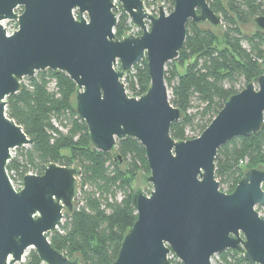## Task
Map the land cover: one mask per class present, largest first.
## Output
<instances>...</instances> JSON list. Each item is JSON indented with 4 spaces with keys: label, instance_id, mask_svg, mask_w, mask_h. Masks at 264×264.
I'll use <instances>...</instances> for the list:
<instances>
[{
    "label": "water",
    "instance_id": "water-1",
    "mask_svg": "<svg viewBox=\"0 0 264 264\" xmlns=\"http://www.w3.org/2000/svg\"><path fill=\"white\" fill-rule=\"evenodd\" d=\"M115 3L139 35L115 37ZM6 20L17 23L9 36L1 24ZM189 21L221 25L206 0H173L172 11L158 5L157 16L146 12L143 0H0V264L21 262L27 250L42 264H80L47 237L74 209L79 169L48 164L41 175L23 176L18 192L6 171L11 152L33 144L7 117L6 98L21 90L24 78L46 70L75 84L74 111L93 149L119 162L117 141L136 140L144 149L149 174L140 175L132 193L136 220L112 264H170V255L181 264H211L226 251L264 264V219L256 210L264 207V168L247 170L225 194L214 163L221 146L253 136L263 124L264 59L263 73L230 96L197 138L172 139L170 126L182 115L169 102L164 74L183 48ZM252 24L264 32V16ZM144 60L148 89L129 97L122 80ZM146 183L148 195L141 191Z\"/></svg>",
    "mask_w": 264,
    "mask_h": 264
},
{
    "label": "trees",
    "instance_id": "trees-1",
    "mask_svg": "<svg viewBox=\"0 0 264 264\" xmlns=\"http://www.w3.org/2000/svg\"><path fill=\"white\" fill-rule=\"evenodd\" d=\"M206 2L221 18V40L208 26L189 21L182 50L166 64L164 80L169 102L182 115L170 126V136L176 141L197 138L230 96L263 73L260 61L264 59V32L245 36L240 26L264 16V5L256 0ZM165 4L164 10L170 13L173 0H165ZM75 16L79 18L77 12ZM131 29L132 24L118 5L115 37L121 39ZM116 69H120L119 64ZM26 81L18 93L6 98V115L33 139V144L14 150L7 174L21 179L28 172L41 175L48 164H75L80 176L74 209L64 214L56 231L47 234L48 240L64 256L79 257L80 264H112L124 235L136 220L131 183L139 173L149 174L144 149L136 140L117 141L115 152L120 162L111 154L93 149L87 128L74 111L76 86L64 73L46 70ZM123 83L133 97L147 91L145 60L124 76ZM188 129L198 134L189 138ZM240 161L245 163L240 166ZM214 163L215 179L225 194L233 192L247 170L264 168V116L258 133L231 139L218 149ZM260 209L257 207V212ZM219 258L221 264H248L231 251L219 254ZM169 261L181 264L173 256ZM25 264L42 263L31 250Z\"/></svg>",
    "mask_w": 264,
    "mask_h": 264
},
{
    "label": "rangeland",
    "instance_id": "rangeland-1",
    "mask_svg": "<svg viewBox=\"0 0 264 264\" xmlns=\"http://www.w3.org/2000/svg\"><path fill=\"white\" fill-rule=\"evenodd\" d=\"M225 1H226V0H222L223 4H225ZM143 2H144V6H145V7H158V5H160V6H161V5H162V6H165V5H166V4H165V0H147L146 2L149 3L148 5H146V3H145L144 0H143ZM162 6H161V7H162ZM74 16H75V13H74ZM85 16H86V15L84 14L83 17H85ZM75 17H76V16H75ZM7 25H8V24H7ZM7 25H6V26H7ZM240 30H241V33H242L243 35H245V36H250L251 34L254 33V31H255V26H254L253 24L243 25V26H240ZM213 31H214V33L216 34V36L221 40L222 29H221V28H214ZM243 46H246V45L243 43ZM116 67H117V66H116ZM131 70H132V69H131ZM131 70H130V71H131ZM130 71H129V72H130ZM126 74H127V73H126ZM26 80H27V79L24 78L23 82H24V83H27ZM23 82H22V83H23ZM168 95H169V97H170V92H169V91H168ZM197 134H198V132H196V131H191L190 129H188V130L186 131V136L189 137V138H191V137H195ZM14 154H15L14 151H12V152H11V157H12ZM141 174H142V173H139V174L136 176V178H134V180L132 181V183H131V190H132V191H135V190H136V187H138V186L140 185V175H141ZM143 175H144V174H143ZM145 176H147V174H146ZM78 180H79V179H77V183H78ZM149 189H151V186H150V184L146 183V187H142V188H141V191L143 192V194L148 195V190H149ZM78 193H79V191L77 190V195H78ZM77 195H76V197H77ZM256 209H257V208H256ZM258 213H259L260 217H261L262 219H264V207H261V209H260V211H259ZM30 251H31V250H27V251L25 252L23 258H22V261L19 262V263H16V264H25L26 261H27V258H28V255H29ZM74 257H76V256H74ZM169 259H171V257H170ZM211 264H221V261H220V258H219V254H218V255H215V256H213V257L211 258Z\"/></svg>",
    "mask_w": 264,
    "mask_h": 264
},
{
    "label": "built area",
    "instance_id": "built-area-1",
    "mask_svg": "<svg viewBox=\"0 0 264 264\" xmlns=\"http://www.w3.org/2000/svg\"><path fill=\"white\" fill-rule=\"evenodd\" d=\"M116 7L118 8V4L115 3ZM162 6V5H161ZM163 8V6H162ZM164 9V8H163ZM145 10L148 14L152 15V16H157V13H158V7H145ZM20 9H17L15 12L17 14H20ZM165 11V10H164ZM166 14H168L166 11H165ZM2 26L4 27L5 31H6V35L9 36L11 35L14 31L17 30V23L14 22V21H10V20H6V21H3L1 22ZM8 24V25H7ZM7 25V26H6ZM134 35V36H137L140 34V31L138 29H136L135 27L132 26V29L130 31H128L126 33V35ZM123 82V80H122ZM124 84V83H123ZM125 86V85H124ZM127 96L129 97H133L131 95H129L127 92H126ZM134 98H139V97H134ZM245 162L244 161H240L239 162V165L242 166ZM28 175H36V174H33L31 172H28L27 173ZM26 174V175H27ZM8 175V174H7ZM25 176V175H24ZM9 177V181H10V184L12 186V188L14 189V191L18 192L22 189L23 187V183H22V178L21 179H17L15 176L11 175V177L8 175ZM172 257V255L169 256V258Z\"/></svg>",
    "mask_w": 264,
    "mask_h": 264
}]
</instances>
